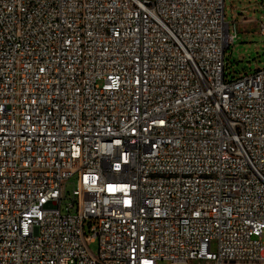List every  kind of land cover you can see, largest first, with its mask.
Instances as JSON below:
<instances>
[{"label":"built area","instance_id":"1","mask_svg":"<svg viewBox=\"0 0 264 264\" xmlns=\"http://www.w3.org/2000/svg\"><path fill=\"white\" fill-rule=\"evenodd\" d=\"M225 9L0 0V264H264V69L226 76Z\"/></svg>","mask_w":264,"mask_h":264},{"label":"rangeland","instance_id":"2","mask_svg":"<svg viewBox=\"0 0 264 264\" xmlns=\"http://www.w3.org/2000/svg\"><path fill=\"white\" fill-rule=\"evenodd\" d=\"M225 20L227 23H236L238 29L234 45L226 52V76L229 80L264 69V35L261 34V26L264 25V0H226ZM74 183L76 179L68 185L66 189L68 195L72 194ZM90 248L96 254L98 242L91 243ZM212 250L217 251L215 243ZM158 264L170 263L160 261Z\"/></svg>","mask_w":264,"mask_h":264}]
</instances>
